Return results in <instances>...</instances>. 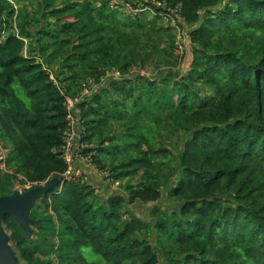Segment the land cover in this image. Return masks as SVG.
<instances>
[{"label":"trees","instance_id":"1","mask_svg":"<svg viewBox=\"0 0 264 264\" xmlns=\"http://www.w3.org/2000/svg\"><path fill=\"white\" fill-rule=\"evenodd\" d=\"M108 1L0 0V131L12 172L60 177L64 95L86 83L96 91L77 105L85 154L126 181L125 194L107 198L87 181H58L31 210L30 236L3 217L18 264H98L84 247L102 264H264V0H120L155 13L152 1L179 7L181 60L158 17L130 19ZM148 59L164 65L152 76L131 71ZM12 180L0 173V197ZM163 191L177 208L153 206L151 222L124 210Z\"/></svg>","mask_w":264,"mask_h":264},{"label":"built area","instance_id":"2","mask_svg":"<svg viewBox=\"0 0 264 264\" xmlns=\"http://www.w3.org/2000/svg\"><path fill=\"white\" fill-rule=\"evenodd\" d=\"M152 5L159 8L157 13L150 7H134L131 3L120 0H109V7L117 12H123L131 17H136L140 13L149 10L153 15L161 18L166 24H168L175 32V55L177 59L181 60L184 55V46L181 42L182 30L179 26L180 8L168 7L164 2L152 1ZM180 62V61H179ZM133 72L143 75V72L139 69H134ZM115 75V74H114ZM88 85H82L81 92L76 98H71L64 95L66 108V128L62 133L61 140L62 145L58 149L57 153L62 160L65 170L58 181L64 183L65 181H86L84 173L79 169L78 161H84L89 166L92 165L91 157L94 152L89 155L85 154V149L91 148L84 141L86 135V129L80 119L79 112L77 111V105L90 96V88L86 89ZM8 150L0 142V173L5 176H14L13 189L18 192L28 191L35 187H40L48 182H29L22 175L14 174L7 163Z\"/></svg>","mask_w":264,"mask_h":264},{"label":"rangeland","instance_id":"3","mask_svg":"<svg viewBox=\"0 0 264 264\" xmlns=\"http://www.w3.org/2000/svg\"><path fill=\"white\" fill-rule=\"evenodd\" d=\"M11 3L13 4V7H14V9H16V5L11 1ZM31 6H36V4L35 3H33ZM108 8L111 10V11H114V10H112L110 7H109V1H108ZM33 9V8H32ZM32 9L30 8V7H28L27 8V11H29V14H31V11H32ZM116 13H119V14H122V15H124V16H127L128 18H133V19H136V18H134V17H131V16H129V15H127L126 13H123V12H117V11H115ZM137 17V16H136ZM137 18H139V17H137ZM159 19V21L161 22V23H158V27L160 26V27H170L168 24H166L161 18H158ZM142 20V19H141ZM171 28V27H170ZM172 29V28H171ZM153 36H154V38H155V41H156V43H157V45L160 47V48H162V47H165V46H167L168 45V37H167V35L165 34V33H163L160 29H157L156 31H155V33L153 34ZM174 56L176 57V55L174 54ZM153 57V56H152ZM174 60H175V58H174ZM163 61H167V57L166 56H163ZM163 61H158L157 60V62H153L152 60H147L146 61V63H145V67H143V70H142V68L140 69V68H138V67H136V66H133L132 68H131V71L133 72V70L134 69H139V70H141L142 72H143V75H147V76H152V74L155 72V70L153 69V68H156V67H159V66H161V65H164V64H161V63H163ZM176 67H177V65H176ZM176 67H175V69H176ZM160 70L159 71H164L163 70V67H160L159 68ZM133 73H135V72H133ZM115 75H117V73H114ZM82 85H86V83H83ZM88 88H90V90H89V92L91 91H94L96 88H95V86H91V87H87L86 89H88ZM95 88V89H94ZM93 93V92H92ZM115 127H116V124H114V125H112L111 126V132H109V135H112V134H114V135H116L117 134V130L119 129V127L118 128H116L115 129ZM107 132V131H106ZM170 135V134H169ZM171 136H173V137H175V138H177L175 135H171ZM0 139H3V134H2V132L0 131ZM174 139V138H173ZM169 141H172V138L169 140ZM166 144H168V141L167 142H165ZM159 146V145H158ZM172 157L171 156H164V157H161V159L162 160H170ZM118 159H120L121 160V158L119 157ZM153 162H154V164H155V166L157 167L158 166V161H157V159L154 157L153 158ZM90 167L95 171V173L98 175L97 176V178H98V183L100 184V187L99 188H97V193L99 194V195H101V196H103L104 194L106 195V196H110V195H114V194H116V193H120V194H125V192H124V189H125V183H126V181H119V182H114L112 179H109L107 176V173H105V172H101V171H99V170H97L95 167H94V165H93V163H92V165H90ZM165 167H168V164H166V166ZM87 181V180H86ZM138 182H140V178H135L134 180H131L130 181V183L131 184H136V183H138ZM11 191L10 192H12V191H14V189H13V185H14V180H12L11 181ZM44 185H42V186H40V187H43ZM101 189H104V192L101 190ZM42 198V197H41ZM40 198V199H41ZM39 203V205L41 206V204H40V202H38ZM37 205V203L34 205V206H36ZM153 206H156L157 208H161V210H160V214H161V212L163 213L165 210H168V209H171V210H174L175 208H177V205H176V203H175V199H173V198H171V197H168V196H166V192L165 191H163L162 192V197H161V199L157 202V203H155V204H148V205H146V206H143V205H141V204H135V205H132V206H125L124 207V210L125 211H130V212H132L134 215H136L138 218H140V219H142V220H144V221H146V222H151L152 220H151V218H150V216H149V212H150V210L152 209V207ZM171 210H169V212L171 213L172 211ZM41 217H43L44 219L45 218H47V219H49V216H48V214H46V213H44V214H42V216ZM47 225H49L48 223H47ZM150 240H151V242L153 243V244H155V239H154V235H151L150 234ZM57 242V241H56ZM58 243V242H57ZM57 246L56 247H58L59 246V243L58 244H56ZM54 253V252H53ZM52 253V254H53ZM83 254H84V256L87 258V260L88 261H90V262H94V263H98V264H102L103 263V261L101 260V258H100V256H98L96 253H94L93 252V250L90 248V247H84L83 248ZM51 258L52 259H54L55 260V258H54V256H52L51 255Z\"/></svg>","mask_w":264,"mask_h":264},{"label":"water","instance_id":"4","mask_svg":"<svg viewBox=\"0 0 264 264\" xmlns=\"http://www.w3.org/2000/svg\"><path fill=\"white\" fill-rule=\"evenodd\" d=\"M56 183H58V179L53 178L43 187L22 192L14 190L6 196L0 197V264H18L17 258L8 245L9 238L1 226L2 218L8 216L14 219L19 223L24 233L30 236L33 232L30 212L40 198Z\"/></svg>","mask_w":264,"mask_h":264},{"label":"crops","instance_id":"5","mask_svg":"<svg viewBox=\"0 0 264 264\" xmlns=\"http://www.w3.org/2000/svg\"><path fill=\"white\" fill-rule=\"evenodd\" d=\"M113 12H115V11H113ZM142 13H140V14H142ZM140 14L137 15V17H140ZM154 16L155 17H158L156 15H154ZM137 17H134V18H137ZM130 19H133V18H130ZM114 73H116V72H113V76L117 77L118 76V73H117V75H114ZM94 91H96V90H94ZM94 91H92V92H94ZM92 92H90V96H91V93ZM0 142L3 144L4 147H7V150H8V153H9V151L11 149V145L8 142L4 141L3 139H0ZM77 165H78L79 169L84 173L85 177L87 178L86 179L87 182L90 183V185H92V187L95 188L96 194L100 198H107L108 196H106L105 194L103 196H101V195H99L97 193V188L100 187V184L98 183V178H97L98 175L95 173V171L88 164H86V162H84V161H78ZM101 190L104 192V189H101Z\"/></svg>","mask_w":264,"mask_h":264}]
</instances>
